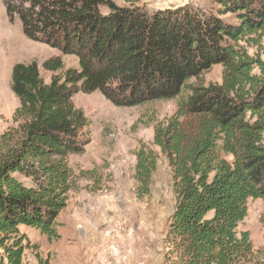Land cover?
<instances>
[{"label": "trees", "instance_id": "obj_1", "mask_svg": "<svg viewBox=\"0 0 264 264\" xmlns=\"http://www.w3.org/2000/svg\"><path fill=\"white\" fill-rule=\"evenodd\" d=\"M140 2L3 0L8 20L18 16L29 40L75 56L78 69L52 75L64 65L51 57L42 64L52 75L46 84L34 61L12 68L19 106L16 126L0 134L1 262L23 264L19 226L58 237L57 217L72 189L68 158L81 153L88 127L71 97L99 92L117 107L177 101L153 135L173 175L169 264H264V252L238 231L247 201L264 202V62L237 46L264 34V0H215L216 13H149ZM217 65L221 83L205 85L202 75ZM156 166V153L137 150L141 196L149 195Z\"/></svg>", "mask_w": 264, "mask_h": 264}, {"label": "rangeland", "instance_id": "obj_2", "mask_svg": "<svg viewBox=\"0 0 264 264\" xmlns=\"http://www.w3.org/2000/svg\"><path fill=\"white\" fill-rule=\"evenodd\" d=\"M112 1L123 5V0ZM139 5L149 13L182 7L216 13L220 8L215 0H141ZM100 12L107 14L108 10L101 8ZM222 18L236 22L232 14ZM237 46L264 62V34L244 37ZM56 56L61 57L64 68L52 75L78 69L75 56L62 55L44 43L29 40L18 16L12 22L8 20L0 0V134L16 126L12 116L19 102L10 89L13 66L36 62L48 84L52 75L42 69V64ZM221 77L222 67L217 65L205 72L202 80L205 85L219 84ZM71 100L88 120L86 144L80 154L68 158L72 189L57 217L58 237L48 239L33 228L19 226L25 238L23 264H38L40 259L48 264H169L167 233L175 206L173 175L166 157L153 145V135L156 125L175 113L177 101L117 107L99 92H79ZM142 146L157 154L150 193L144 196L138 193L134 179L136 152ZM238 231L248 232L253 249L264 252L262 200L247 201V215Z\"/></svg>", "mask_w": 264, "mask_h": 264}]
</instances>
